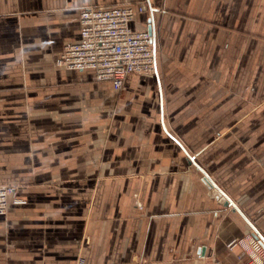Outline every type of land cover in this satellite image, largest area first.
Here are the masks:
<instances>
[{
  "label": "crops",
  "instance_id": "1",
  "mask_svg": "<svg viewBox=\"0 0 264 264\" xmlns=\"http://www.w3.org/2000/svg\"><path fill=\"white\" fill-rule=\"evenodd\" d=\"M142 4L147 11L136 13L133 26H153L156 72L126 78L121 108L136 104L137 112L121 114L126 123L120 129L85 131L81 122L108 120L112 97L122 90L95 81L94 71L55 64L69 75L95 79L83 86L73 82L55 95L68 94L72 106L67 119L76 127L72 135H78L72 149L88 146L91 153L103 137L100 144L107 154L100 170L105 176L99 181L93 176L98 166L90 155L84 161L90 170L87 179H73V184L88 185L83 193L80 189L66 198L63 189L36 194L17 189L15 197L28 202H12L7 214L0 215V264H244L246 258L237 257L242 247L236 243L230 248V242L253 236L251 224L264 236L263 150L249 149L246 155L239 144L223 139L211 150L205 146L197 159L191 145L175 137L166 114L167 98H191L187 90L193 78L185 85L168 80L169 72L182 73L179 67L191 74L200 67L205 73L209 58L222 64L229 58L238 75L242 63L264 74V0H0V104L13 111L0 115V151L11 154L5 165L10 174L0 184L30 183L26 169L32 168L28 153L34 146L26 139L48 136L44 129L26 134L21 114L39 108L43 121L65 119V96L56 100L57 108L44 102V41L45 50L56 48L58 59L66 44L80 39L82 8ZM182 89L184 93L177 91ZM186 99L188 111L179 117L188 126L186 133L206 135L208 127L199 128L192 120L200 115L208 122L209 114H197ZM65 132L56 131L57 137ZM65 143L57 139L44 150L46 168L55 160L57 172L64 166ZM205 173L243 215L225 205Z\"/></svg>",
  "mask_w": 264,
  "mask_h": 264
},
{
  "label": "rangeland",
  "instance_id": "2",
  "mask_svg": "<svg viewBox=\"0 0 264 264\" xmlns=\"http://www.w3.org/2000/svg\"><path fill=\"white\" fill-rule=\"evenodd\" d=\"M47 44L48 43L44 41V102H49V108H57L56 100L60 103L62 101L61 99L65 96V119L60 121L48 117L47 119L44 118L43 121L39 108L34 114L27 109L21 114V127L26 130V134H32L33 131L36 134H40V132L35 131H42L44 129L48 131V136L43 137L37 135L26 139L27 142H32L34 146L33 150L30 149L31 152L28 153V157L32 159V168L26 169V172L32 177L29 179L30 183L25 185L9 183L7 185L13 186L16 190L26 188L34 194L42 193L46 188L61 192L63 189V195L67 198L70 197L74 191H80V189H82L81 193H83L85 188H88V185L73 184V182L76 183V180L74 181L73 179H87L90 170L87 168L88 166L85 165L84 161L88 160L90 155L95 156V158L94 156H91V158L96 160V165L98 166L96 174L93 176L96 177L98 181L101 177L103 178L105 176V170H100V166L106 159L107 153L105 152V147L100 144V140L103 139V137L97 138L99 142L96 146H91V153L88 150V146L81 145L80 147L72 149L74 145H77V141H73V138L78 137L76 134L72 135L76 127L73 126V122L67 119V117L73 113L72 106L67 104L68 100L66 99L68 98V94L64 96L59 95V97L55 94L62 90H66L69 86L73 85V82L83 86L95 79L85 76H80L78 78L76 75H69L68 72H63L62 69L57 68L55 65L57 64V66H59L57 63V50L56 48L45 50ZM179 60L181 64L184 65V57H180ZM217 61L219 65H216ZM242 61L244 62L243 59ZM208 62L209 70L205 73H200V67L194 68L192 74L191 72L185 73L184 70L179 67L182 72L181 74L173 72L167 74L168 80H180L184 85L185 80L190 81L192 78L194 80L192 89L187 90V92H189L188 96H191V98L185 97L184 94L177 98L175 102L172 100L170 102V99L167 98L168 104H166V114L168 117V124L175 133V137L184 145H191L190 147L193 148L192 155H198L196 156L197 159H200L201 151L205 146L208 145L211 150L213 146L219 144L223 139H225L226 144H232L233 141L239 144L241 149L246 151L244 152L246 155H248L247 152H249V149L254 150V148L258 151L263 150L264 152V74L262 75V73H260L259 67L249 64L244 65L242 63L238 75V73L233 71L231 65H228L229 58H225L224 64L221 63L219 58L215 57L209 58ZM95 81L98 80L96 79ZM177 91H182L184 93L183 89ZM126 96L127 92L123 90L114 94L110 104L111 113L108 120L81 122V126L86 127H81V129L92 131L89 130L90 128L99 131L106 130V128L109 130L111 126L115 130L120 129L121 124L126 123V120H124L126 116H121V114L128 115L132 112H137L136 104H132L129 108H121V103L123 100H126ZM185 99L188 103L192 100L194 104L193 107L196 109L197 114L203 113L202 115L204 116L209 114L208 122H202V117L200 115L198 116V120H192L193 125L198 124L199 128L208 127L209 130L206 135L200 136L199 134H192L190 136L186 133L185 128H188V126L185 127V121L179 119L181 113L188 111V106L184 103ZM96 103L103 102L96 100ZM59 105L61 106V104ZM8 109V106H2L0 104V115L2 116L6 112H9V114L13 112L10 113ZM82 109L84 110L85 107L82 106ZM83 110L81 112H83ZM50 112H52V110H50ZM53 112H55V110ZM232 113L234 114V119H232L233 115L229 117V114ZM76 124L77 123H75V125ZM60 129L66 131L63 138L57 137L58 134L56 131ZM46 137H49L47 141ZM57 139H64L66 141L64 154L67 156L66 159H64V166L58 169L59 175H57L56 160L52 168H46L44 165V150L46 151ZM22 144L26 145L25 142H22ZM29 145H31V143ZM73 151H75L74 154L76 156L74 159L72 155ZM10 155L11 154L7 151H0L1 179L8 177L10 174V170L5 169L6 160ZM209 155H211L210 152ZM77 163L78 165H85L86 167H73V164ZM27 202L28 200L23 199L24 204ZM135 204L141 206L137 198L135 199Z\"/></svg>",
  "mask_w": 264,
  "mask_h": 264
},
{
  "label": "built area",
  "instance_id": "3",
  "mask_svg": "<svg viewBox=\"0 0 264 264\" xmlns=\"http://www.w3.org/2000/svg\"><path fill=\"white\" fill-rule=\"evenodd\" d=\"M147 11L145 4L138 7L118 5L87 6L80 12V39L64 46L57 63L68 70H91L96 79L111 82L116 90L123 88L131 74H153L156 71L154 35L150 27L136 29L133 21L137 12ZM16 189L0 184V215H5L10 203L20 204ZM242 247L237 257L244 264H264V242L253 236L232 241ZM82 264V262H81ZM217 264H231L218 262Z\"/></svg>",
  "mask_w": 264,
  "mask_h": 264
},
{
  "label": "water",
  "instance_id": "4",
  "mask_svg": "<svg viewBox=\"0 0 264 264\" xmlns=\"http://www.w3.org/2000/svg\"><path fill=\"white\" fill-rule=\"evenodd\" d=\"M151 11H153V9H151ZM150 31L152 32V34L154 33L153 32L154 31L153 26L150 27ZM154 40H155V36H154ZM205 175H206V179L210 183L211 188L215 189V192L218 194V196L221 198V200L225 203V205H230V206L234 207V209L238 210L243 215V213L238 208L237 204L233 200H231V198L226 193H224V191H222L221 188L206 173H205ZM251 226L253 227V235L257 238H260L264 242V236L262 235V233L252 224H251Z\"/></svg>",
  "mask_w": 264,
  "mask_h": 264
},
{
  "label": "bare ground",
  "instance_id": "5",
  "mask_svg": "<svg viewBox=\"0 0 264 264\" xmlns=\"http://www.w3.org/2000/svg\"><path fill=\"white\" fill-rule=\"evenodd\" d=\"M154 32V31H153ZM154 34V36H155V32L153 33Z\"/></svg>",
  "mask_w": 264,
  "mask_h": 264
}]
</instances>
